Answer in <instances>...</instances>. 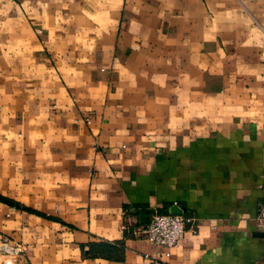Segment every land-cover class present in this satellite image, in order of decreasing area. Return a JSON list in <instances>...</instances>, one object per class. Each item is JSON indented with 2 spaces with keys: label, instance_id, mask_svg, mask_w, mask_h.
I'll return each mask as SVG.
<instances>
[{
  "label": "crops",
  "instance_id": "0c3cea01",
  "mask_svg": "<svg viewBox=\"0 0 264 264\" xmlns=\"http://www.w3.org/2000/svg\"><path fill=\"white\" fill-rule=\"evenodd\" d=\"M263 180L264 0H0V235L23 261L264 264ZM175 211L195 232L173 246L135 232Z\"/></svg>",
  "mask_w": 264,
  "mask_h": 264
},
{
  "label": "built area",
  "instance_id": "2783aa9c",
  "mask_svg": "<svg viewBox=\"0 0 264 264\" xmlns=\"http://www.w3.org/2000/svg\"><path fill=\"white\" fill-rule=\"evenodd\" d=\"M255 221L258 227L264 221V208L260 209ZM194 225V218L190 215L152 212L147 220L136 228L135 232L152 245L171 247L185 232V227L194 233ZM119 228L121 231L127 229L123 224ZM23 251L24 248L19 243H11L6 236L0 235V261L9 259L13 261V264H28L22 260Z\"/></svg>",
  "mask_w": 264,
  "mask_h": 264
},
{
  "label": "trees",
  "instance_id": "16d2710c",
  "mask_svg": "<svg viewBox=\"0 0 264 264\" xmlns=\"http://www.w3.org/2000/svg\"><path fill=\"white\" fill-rule=\"evenodd\" d=\"M116 252L117 248L109 243H92L88 248V253L94 255L110 256L112 254H116Z\"/></svg>",
  "mask_w": 264,
  "mask_h": 264
},
{
  "label": "water",
  "instance_id": "95a60500",
  "mask_svg": "<svg viewBox=\"0 0 264 264\" xmlns=\"http://www.w3.org/2000/svg\"><path fill=\"white\" fill-rule=\"evenodd\" d=\"M172 211H173V210H172ZM173 213H178V211H175V212H173ZM147 218H148V215H146V214H141L140 217H139V221H140L141 223H144V222L147 220ZM256 235H257V236H264V232H263V231L256 232Z\"/></svg>",
  "mask_w": 264,
  "mask_h": 264
},
{
  "label": "rangeland",
  "instance_id": "374dc122",
  "mask_svg": "<svg viewBox=\"0 0 264 264\" xmlns=\"http://www.w3.org/2000/svg\"><path fill=\"white\" fill-rule=\"evenodd\" d=\"M0 264H13V261H11L9 259H5V260H1Z\"/></svg>",
  "mask_w": 264,
  "mask_h": 264
}]
</instances>
